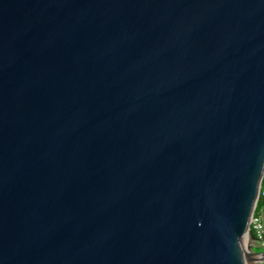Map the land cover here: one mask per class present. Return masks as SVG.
Here are the masks:
<instances>
[{"label": "water", "instance_id": "obj_1", "mask_svg": "<svg viewBox=\"0 0 264 264\" xmlns=\"http://www.w3.org/2000/svg\"><path fill=\"white\" fill-rule=\"evenodd\" d=\"M263 171L264 0H0V264H264Z\"/></svg>", "mask_w": 264, "mask_h": 264}, {"label": "built area", "instance_id": "obj_2", "mask_svg": "<svg viewBox=\"0 0 264 264\" xmlns=\"http://www.w3.org/2000/svg\"><path fill=\"white\" fill-rule=\"evenodd\" d=\"M258 197L264 198V171L258 190ZM248 228L256 239L257 243L262 248H264V225L261 222L260 218L252 215L248 222Z\"/></svg>", "mask_w": 264, "mask_h": 264}, {"label": "crops", "instance_id": "obj_3", "mask_svg": "<svg viewBox=\"0 0 264 264\" xmlns=\"http://www.w3.org/2000/svg\"><path fill=\"white\" fill-rule=\"evenodd\" d=\"M255 216L259 217L264 225V198L260 197L258 206L256 207Z\"/></svg>", "mask_w": 264, "mask_h": 264}, {"label": "trees", "instance_id": "obj_4", "mask_svg": "<svg viewBox=\"0 0 264 264\" xmlns=\"http://www.w3.org/2000/svg\"><path fill=\"white\" fill-rule=\"evenodd\" d=\"M259 199H260V197H258V199H257V201H256V205H255V208H254V210H253V215H255V211H256V207L258 206Z\"/></svg>", "mask_w": 264, "mask_h": 264}, {"label": "rangeland", "instance_id": "obj_5", "mask_svg": "<svg viewBox=\"0 0 264 264\" xmlns=\"http://www.w3.org/2000/svg\"><path fill=\"white\" fill-rule=\"evenodd\" d=\"M254 250H255V251H259L260 249H258V248H255Z\"/></svg>", "mask_w": 264, "mask_h": 264}, {"label": "bare ground", "instance_id": "obj_6", "mask_svg": "<svg viewBox=\"0 0 264 264\" xmlns=\"http://www.w3.org/2000/svg\"><path fill=\"white\" fill-rule=\"evenodd\" d=\"M253 215V214H252ZM253 216H255V215H253Z\"/></svg>", "mask_w": 264, "mask_h": 264}]
</instances>
